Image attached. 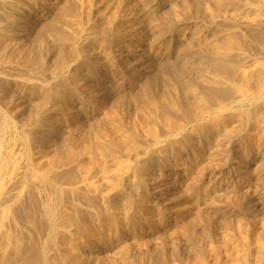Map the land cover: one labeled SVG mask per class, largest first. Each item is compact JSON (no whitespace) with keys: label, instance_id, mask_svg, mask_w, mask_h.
I'll use <instances>...</instances> for the list:
<instances>
[{"label":"rangeland","instance_id":"1","mask_svg":"<svg viewBox=\"0 0 264 264\" xmlns=\"http://www.w3.org/2000/svg\"><path fill=\"white\" fill-rule=\"evenodd\" d=\"M12 1H14V3ZM5 2L6 5L4 4ZM237 3L240 8L238 14H232L230 12L231 10L229 9H226V13H221L219 9L220 5L218 6L216 0L0 1V7L4 8L3 10L2 8L0 10L2 13H0V21L3 20L0 22V40H2L0 41V48L2 49L1 55L3 54L1 56L2 60L0 61V162L5 161L12 164L18 156V151L22 150L24 160H26L25 162L30 163L35 158H41L39 152L44 147L48 148L49 151L65 150L66 148L74 145V143L79 140V138H82L83 135H88L89 131H91V134L92 132L98 130L107 131L116 125H122L125 131L129 130L130 132V130H133L140 136L142 140L144 139V144H140L141 148L139 149V153L137 155L130 156V166L124 168V171H128L124 172L122 171L123 169H121L118 171L119 173L117 172L120 175V183L115 188L112 186V180L115 176H117V174H115V171H112L111 173H113V175L110 174L109 176L108 174L109 177L113 176L112 180L105 179L101 181V177L99 176L96 177L98 180L95 178L98 182V185H100L102 188H99L100 191L97 189L98 194L96 191H94V193L92 191V193L90 192V196H88V198L91 200V202L87 200V198L81 196L79 199L82 200L79 201L81 202L82 206H80L77 204L80 202H77L78 200H73L70 193H67L70 195V198L65 197V201L69 209L67 210V212L69 211L67 216L69 215L73 225L69 227L70 224H64V226L58 228L56 232L53 231L51 221H48V218H43L38 214L39 211L40 214L44 212L43 206L40 204L41 197L39 198L42 193L41 189L39 188L40 181L37 180V178H34L35 180L32 182L29 180V177H27L28 179L27 182H25L26 187L24 185L23 194L18 196L15 195L14 201L21 203L23 200L25 201L24 204L27 206L28 202L26 199H28V196H30L29 198L35 199L36 203L39 205L37 206L36 203H33L34 209L31 207L29 208V211L31 210L30 214L33 212V215H35L33 218L34 221L31 222V224L34 226L31 224L29 225L33 227L31 233L35 235L33 239L35 242L30 241L29 246L24 248L21 258L15 262L12 261L13 263L11 264H16L17 262L18 264H21L22 262V264H30L32 260L33 262H31V264H46V262L49 264H55V261L58 260L57 257H59L57 255L59 247L56 243H54L55 241L52 242V238L55 233L58 234V237L68 236V234H73L75 231L77 232L78 230L82 229V225L84 224L89 222L90 223L87 225L98 224L96 222L99 221L96 220L95 217L100 213L101 215L109 213V215H113L114 218L117 217L119 223L117 225L99 224L100 226L97 225L98 229L94 234L82 239L80 245L85 247V252H89L88 254L92 258L95 257V255L100 254L101 251H103L101 254H111L113 251V253H115V264H144L146 261L148 262L145 264H187V260L193 256H201V260H199L200 264H231V261L236 262L237 258H240L242 255L246 257V264L264 263V260H262L264 257L261 256L258 258V255H260V248L250 242L247 243V239H253L257 235L258 229L260 233H264V230L261 229L262 232L260 231V228L264 227V139L260 143H248L245 141V134L250 132L252 127L254 131L252 130L251 132L253 133L255 131H259V129H261L263 126V124L252 126V124L258 115L264 114V100L260 99L249 108H247L248 104L244 106L232 107L231 111H228L230 112L229 115L231 117L226 121L227 123L225 122L227 128L229 129L230 127L229 132H227V134H225V131L221 132L222 135H219V137L215 136L216 138L214 137L209 139L210 146L209 148H202L200 150L199 153L201 155L198 154L201 156L200 163L198 165L195 164V169L192 166L194 160L191 154V150L195 145V141L187 144L184 143L193 129L192 122L190 123L189 120L185 122V127L182 131H178V133L177 131H170L166 123L161 121L157 115H154V119L156 118L154 123H157L162 131H166L165 134L160 136L161 139L159 138L155 142H149V139L145 137L146 134L142 132L141 134L138 130L140 128L136 129L134 127L135 124L138 126L137 123L142 120L144 114L154 113L152 111L153 109L148 106H152L158 102L161 106L166 105L165 108L170 112H174L176 114L178 113V115H180L178 110L176 111L174 109L175 106L171 107L170 104L174 105L172 102L174 103V98H176V91L174 88L175 85H178V74L180 72L183 74L182 78L184 82L191 77L193 53L191 50L190 40L191 36L193 35L194 28L197 26L203 27L207 22L210 21H220L219 24L226 23L233 25L231 26L232 28H227L230 31L226 29V33L221 32L220 34H246V30L244 27H242V25L244 24V21H246L245 19L252 16L251 13L253 14L254 9L247 2V0H237ZM261 7L264 8V5ZM205 8L208 11H206ZM262 8L260 9L263 17L264 9ZM246 9L249 10L246 12ZM85 12H87V14ZM201 12H203L204 15ZM213 15H215V17ZM238 16L239 18H237ZM207 17H209V19ZM261 20L262 22L264 21L263 18ZM236 21L239 24H242L238 25V27L241 26V31L240 29H235L238 24ZM77 24L80 29H77ZM26 25L29 26L26 27ZM94 27L97 28L93 29ZM262 28H264V22L262 23V27L259 28L260 30L256 31H259L258 36L264 37V29ZM115 32H117V34L119 33L120 35H117ZM99 37H102L104 42L102 41V43H100L101 38ZM181 43L183 44L182 47ZM263 46L261 45L260 48H264ZM10 48L12 50H10ZM44 48L46 50H43ZM182 54L184 55L182 56ZM5 55H7V57ZM24 55L26 56V60ZM9 60H11L12 63ZM46 68L50 71L46 70ZM101 72H104V74ZM77 74H79V76ZM39 75L41 76V79H39ZM54 84H57V86H53ZM32 87H37V89L35 88L36 90L34 91ZM38 88L42 90H39ZM161 88L168 91L169 95L166 99L160 95V93H162ZM44 89L50 90L49 93L44 94ZM58 89H60L63 93L62 96L57 95L56 90ZM151 98L152 100H150ZM158 98L160 100H158ZM147 110H150V113H146ZM246 111H248V113ZM240 112H243L244 115H242ZM25 113H28V115ZM138 117L141 118L139 119ZM244 117L246 119H244ZM20 122H22V125H20ZM199 122L201 125H203L204 120H199ZM245 122L246 124H244ZM13 126H15V129L12 128ZM27 128H29V130L31 128V130L29 131ZM222 129L223 128H221V131H223ZM56 130L59 132H56ZM167 130L169 131L167 132ZM27 133L30 135V137L25 135ZM23 135H25L27 138L25 136L23 137ZM19 137L20 139H18ZM20 143H22V145ZM102 144L106 148L108 147L106 149L108 152L107 154L110 153L106 158L109 159L110 163H113V161L115 162L116 157L113 152L116 148H114L113 145H107L106 141H103ZM216 144H219L220 146L218 145V148H216ZM60 145H62L64 148ZM24 148H26V151ZM175 153L178 155L176 156ZM120 156L126 157L127 153H121ZM177 158H179V160ZM260 159H263V161L261 162ZM97 161L98 162L95 167H98L101 164V161ZM211 161L214 164H212ZM206 162H209L211 165L209 163L207 164ZM160 163L162 164L159 165ZM258 165L259 167L256 168ZM162 167L165 168L163 169ZM254 168L256 169V173L254 172ZM197 172L198 174H196ZM158 173H162L164 178H156ZM190 179H192V189H190V192L187 193L186 196L181 197L177 194L176 188L179 185L190 182ZM29 181L31 183H29ZM109 181L110 183H105ZM31 184H33V186ZM104 186L107 187V190H105L106 187ZM25 189H27L28 192ZM102 189L104 192H102ZM225 190H228L229 192L227 191L226 194ZM242 190L245 191L243 192ZM37 191H39V195ZM44 195L45 194H43V198ZM186 197L189 198L187 199ZM43 198L41 199L43 200ZM118 199H120V201ZM89 203H92L93 209H90L92 207L89 205ZM114 203H116V206H118V204L120 206L117 211H114L113 209L114 206L112 205H114ZM100 204L103 206V208ZM151 204L152 206H150ZM87 207L90 208L88 209ZM99 207L101 208V211L98 209ZM155 207L157 208L156 211L154 209ZM75 208L76 210H73ZM102 209H106V211H103ZM0 210V212H2V208H0ZM70 210L73 211L71 212ZM85 210H87V212ZM120 210L122 211L120 212ZM75 211H77L76 213H78V215L74 214ZM80 211H82L85 215ZM111 211L113 213H111ZM94 212L95 215H93ZM88 213L90 215H88ZM120 214L123 215L121 216ZM82 215L84 216V219ZM142 216L144 217V220ZM260 221L262 222V225L260 224ZM39 222L42 225L39 224ZM23 224L25 227L26 222ZM237 224L239 228L235 229ZM35 229H38V231ZM256 229L257 232L255 233L254 231H256ZM43 230L47 231L45 232ZM63 230H65V233ZM39 231L41 233L43 231V233L41 234ZM237 233L239 235H237ZM23 235L24 237H30L24 232ZM79 236L78 239H80ZM245 237L247 238L245 239ZM106 238H108V241L105 244L99 245V241ZM136 239L140 240L137 242ZM141 242L142 244L140 245ZM33 243L36 247H33ZM53 243L55 246L52 245ZM221 244H223L225 247ZM237 245L242 248L247 247L245 250L250 252L248 253L244 251V249L239 248ZM30 246L31 248L33 247V254L30 252ZM9 247L6 248V251L7 253L11 254L13 250L11 249L12 247ZM252 248L254 251L251 250ZM211 249L213 251L215 250L216 254L215 252L211 251ZM9 250H11V252H8ZM217 250L220 252H217ZM35 251H37V253H35ZM51 251L54 252L52 253ZM149 251L150 253H148ZM261 252L264 254L263 251ZM201 253H205L203 258ZM34 254L36 255L37 259L35 258ZM42 254L45 256L44 259L43 256L41 257ZM32 256L34 257L33 259ZM38 257L40 258L38 259ZM252 257L257 259L254 261ZM40 259H42L44 262ZM109 259L111 262V258ZM50 260H52V262ZM261 261L263 262L260 263ZM84 264L97 263L94 259H91ZM106 264H109L108 261Z\"/></svg>","mask_w":264,"mask_h":264},{"label":"bare ground","instance_id":"2","mask_svg":"<svg viewBox=\"0 0 264 264\" xmlns=\"http://www.w3.org/2000/svg\"><path fill=\"white\" fill-rule=\"evenodd\" d=\"M3 1V0H0ZM246 1V0H245ZM9 2V1H7ZM14 3V1H12ZM11 2V3H12ZM17 2V1H16ZM218 3V6L220 5V11L221 13L224 12L226 13V9L231 10L230 12L232 14H238L239 13V6L237 3V0H216ZM247 2L252 6L254 9L253 14L251 13L252 16L250 18L245 19L244 24H239L237 21V27L235 29H240L238 25H242L244 29L246 30V34L243 33V35H235L231 33H227L225 35L220 34L221 32H227L225 31L227 28H232V24H223L215 21H210L207 22L203 27L197 26L194 28L193 35L191 36L190 44H191V50L193 53V59H192V67H191V77L184 82L181 72L178 74V85H175V91H176V98H174V103L170 106H175L174 109L180 113H172L169 110L165 108V106H161L158 103L153 104L152 106L149 105L152 111L154 112L153 114H144L142 120L137 123L138 126L135 124V128L139 130L141 133H145L149 142L150 141H157L160 136L165 134V130L162 131L160 129V126L157 123H154V115H157L161 121H164L166 125L168 126V129L170 131H182L183 128L185 127V122L188 120L190 123H193V129L191 133L188 135V138L184 141V143H191L192 141H195L194 147H192V157L194 160V163L192 164L193 168L195 169V164L198 165L200 163V158L198 154H200V150L203 148H209L210 143L209 139L214 138L215 136L222 135L221 132L225 131V134L229 132V129L225 125V122L231 117L229 114L231 111V108L234 106H244L248 104L247 108L250 106L254 105L257 101L260 99L264 100V48H260V46L264 45V37L263 36H258L259 31L257 32L256 30H260L259 28L262 27V18L264 19V16L262 17V12L261 6L264 5V0H247ZM2 3V2H1ZM12 3V4H13ZM241 3V2H240ZM244 3V2H242ZM6 5V2L4 3ZM212 4V3H211ZM247 4V3H246ZM248 4V5H249ZM137 5V4H136ZM8 6V4H7ZM139 6V5H138ZM215 6V4H214ZM137 7V6H136ZM2 7H0L1 10ZM207 8V7H206ZM205 8V9H206ZM209 8V7H208ZM212 8V7H211ZM217 8V7H216ZM243 8V7H241ZM4 8H2L3 10ZM199 9V8H198ZM252 9V10H253ZM264 9V8H262ZM202 10V9H201ZM200 10V11H201ZM211 10V9H209ZM218 10V9H217ZM244 10V9H243ZM249 10V9H248ZM246 9V12L248 11ZM178 11V10H177ZM206 11H208L206 9ZM84 12V11H83ZM205 12V11H204ZM242 12V11H241ZM240 12V14H241ZM250 12V11H249ZM264 12V11H263ZM1 13V12H0ZM87 14V12H85ZM203 14V12H201ZM223 13V14H224ZM243 13V12H242ZM2 14V13H1ZM113 14V12H112ZM220 14V13H219ZM222 14V15H223ZM245 14V13H244ZM200 15V14H199ZM204 15V14H203ZM208 15V14H207ZM221 15V16H222ZM225 15V14H224ZM2 16V15H1ZM215 17V15H213ZM211 16V17H213ZM243 16V15H242ZM213 17V18H214ZM245 17V16H244ZM3 18V17H2ZM144 18V17H143ZM201 18V17H200ZM209 19V17H207ZM218 18V16H217ZM223 18V17H222ZM239 18V16L237 17ZM35 19V18H34ZM196 19V18H195ZM206 19V18H205ZM216 19V18H215ZM236 19V18H235ZM114 20V19H113ZM244 20V19H243ZM3 21V20H1ZM0 21V22H1ZM35 21V20H34ZM70 21V20H69ZM112 21V20H111ZM208 21V20H206ZM229 21V20H228ZM239 21V20H238ZM5 22V21H4ZM72 22V20H71ZM94 22V21H93ZM198 22V21H197ZM205 22V21H204ZM3 23V22H2ZM6 23V22H5ZM180 23V22H179ZM196 23V22H195ZM184 24V23H183ZM202 24V22H201ZM235 24V23H234ZM82 25V24H81ZM94 25V24H93ZM197 25V24H195ZM29 25H26V27ZM80 26V25H79ZM177 26V25H176ZM3 27V26H2ZM78 27V24H77ZM83 27V25H82ZM101 27V26H100ZM103 27V26H102ZM181 27V24H180ZM1 28V27H0ZM4 28V27H3ZM97 27H94L95 29ZM179 28V27H178ZM192 28V27H191ZM77 29H80L79 27ZM242 29V28H241ZM240 29V31H241ZM264 29V28H262ZM100 30V29H99ZM106 30V29H105ZM228 30V29H227ZM10 31V30H9ZM8 31V32H9ZM13 31V30H12ZM74 31V30H73ZM108 31V30H107ZM230 31V30H228ZM7 32V33H8ZM94 32V31H93ZM120 32V31H119ZM232 32V31H231ZM244 32V31H242ZM253 32V33H252ZM117 34V32H115ZM256 33V35H255ZM96 34V33H95ZM99 34V33H98ZM101 34V33H100ZM114 34V33H113ZM119 34V33H118ZM117 34V35H118ZM124 34V33H123ZM143 34V33H141ZM224 34V33H223ZM120 35V34H119ZM264 35V34H263ZM49 36V35H48ZM114 36V35H112ZM18 37V36H17ZM22 37V36H21ZM26 37V36H25ZM58 38V37H57ZM101 38L100 43H102L103 39ZM107 38V37H106ZM112 38V37H111ZM115 39V38H114ZM184 39V38H183ZM189 39V38H188ZM12 40V39H11ZM69 40V38H68ZM182 40V39H181ZM2 41V40H0ZM96 41V40H95ZM118 41V40H116ZM114 41V42H116ZM188 41V40H187ZM10 42V40H9ZM16 42V41H15ZM104 42V41H103ZM7 43V42H6ZM28 43V42H27ZM3 44V43H1ZM45 44V43H44ZM104 44V43H103ZM182 44V43H181ZM26 45V43H25ZM185 45V44H184ZM31 46V45H30ZM183 44L181 45V47ZM190 46V45H189ZM188 46V47H189ZM1 47V46H0ZM5 47V46H4ZM187 47V46H186ZM264 47V46H263ZM3 48V46H2ZM30 48V47H29ZM46 48V47H45ZM43 50H46V49ZM260 48V49H259ZM190 49V48H189ZM7 50V49H6ZM10 50H12L10 48ZM27 50V49H26ZM181 50V49H180ZM185 50V49H183ZM5 51V50H3ZM8 51V50H7ZM17 51V50H16ZM42 51V50H40ZM2 49L0 48V61L2 60V55H1ZM14 52V51H13ZM142 52V51H141ZM145 53V52H144ZM178 53V50H177ZM185 53V52H184ZM9 54V52H8ZM22 54V53H21ZM13 55V54H12ZM20 55V54H19ZM26 55V53H25ZM25 60H26V56ZM35 55V54H34ZM98 55V54H97ZM181 55V54H179ZM184 54H182L183 56ZM7 57V55H5ZM10 56V54H9ZM8 56V57H9ZM15 56V55H14ZM18 56V55H17ZM23 56V55H22ZM96 56V55H95ZM23 57V58H24ZM70 57V56H69ZM5 58V57H4ZM11 58V57H10ZM17 58V57H16ZM15 58V60H16ZM21 58V59H23ZM179 58V57H178ZM192 58V57H191ZM34 59V58H33ZM38 59V58H37ZM141 59V58H140ZM144 59V58H143ZM150 59V58H148ZM14 60V61H15ZM20 60V59H19ZM181 60V58H180ZM183 60V59H182ZM11 61V60H9ZM21 61V60H20ZM29 61V60H28ZM34 61V60H32ZM64 61V60H63ZM99 61V60H98ZM19 62V61H18ZM95 62V61H94ZM178 62V61H176ZM175 62V63H176ZM190 62V61H189ZM8 63V62H7ZM10 63V62H9ZM12 63V61H11ZM20 63V62H19ZM44 63V62H43ZM19 65L18 63H16ZM25 64V63H24ZM33 64V63H32ZM37 64V63H34ZM42 64V63H41ZM143 64V63H142ZM181 64V63H180ZM191 64V63H190ZM189 64V65H190ZM31 65V61H30ZM63 65V64H62ZM97 65V64H96ZM22 66V64H21ZM37 66V65H35ZM188 66V65H187ZM40 67V66H38ZM27 68V67H26ZM50 68V67H49ZM189 68V67H188ZM24 69V68H23ZM28 69V68H27ZM38 69V68H37ZM186 69V68H185ZM190 69V68H189ZM18 70V69H17ZM33 70V69H32ZM46 70L50 71L49 69L46 68ZM25 71V69H24ZM27 71V70H26ZM45 71V70H43ZM42 71V72H43ZM55 71V69H54ZM101 71V70H100ZM41 72V73H42ZM53 72V71H52ZM186 72V71H185ZM40 73V74H41ZM44 73V72H43ZM54 73V72H53ZM104 74V72H101ZM18 74V73H17ZM21 74V73H20ZM35 74V72H34ZM38 74V72H37ZM45 74V73H44ZM79 76V74H77ZM173 75V74H172ZM188 75V73H187ZM29 76V74H28ZM47 76V75H46ZM54 76V75H53ZM83 76V74H82ZM39 79H41V76L39 75ZM49 77V76H48ZM57 77V76H56ZM99 77V76H98ZM186 77V76H185ZM101 78V76H100ZM176 78V77H175ZM177 78V79H178ZM29 79V78H28ZM64 79V78H63ZM43 80V79H42ZM48 80V79H46ZM52 80V79H50ZM76 80V79H75ZM40 81V80H39ZM44 81V80H43ZM54 82V81H52ZM29 83V82H28ZM40 84V83H39ZM58 84V83H57ZM57 84L53 86H57ZM171 84V83H170ZM175 84V83H174ZM29 85V84H28ZM64 85V84H62ZM49 86V85H48ZM159 86V85H158ZM162 86V85H161ZM168 86V85H167ZM40 87V86H39ZM37 89V87H32L34 91ZM50 88V87H48ZM55 88V87H54ZM104 88V87H103ZM156 88V87H155ZM39 90H42L38 88ZM111 89V88H110ZM172 89V90H174ZM53 90V89H52ZM51 90V92H52ZM144 90V89H143ZM162 90V93L160 95L166 99L168 97V91ZM50 90H43L44 94H48ZM154 91V90H153ZM159 91V90H158ZM96 92V91H95ZM161 92V91H160ZM56 93L58 96H62L63 93L61 92L60 89L56 90ZM55 94V93H54ZM70 94V93H69ZM158 94V93H157ZM11 95V94H10ZM174 95V94H173ZM2 96V95H1ZM41 96V95H40ZM108 96V95H107ZM69 97V96H68ZM136 97V95H135ZM142 97V96H141ZM109 98V97H108ZM156 98V97H155ZM171 98V97H169ZM9 99V98H8ZM146 99V98H145ZM152 100V98L150 99ZM155 100V99H154ZM158 100H160L158 98ZM157 100V101H158ZM169 100V99H168ZM171 101V100H170ZM169 101V102H170ZM97 102V101H96ZM100 102V101H99ZM104 102V100H103ZM163 102V101H162ZM263 102V101H262ZM261 103V102H260ZM3 104V103H2ZM149 104V103H148ZM257 105V104H256ZM98 106V105H97ZM95 106V107H97ZM94 107V108H95ZM255 107V106H254ZM260 107V105H259ZM93 108V107H92ZM99 108V107H98ZM238 108V107H236ZM150 109V110H151ZM170 109V108H169ZM240 109V108H239ZM244 109V108H243ZM261 109V108H260ZM69 110V109H68ZM150 110H147L146 113H150ZM234 110V109H233ZM252 110V109H251ZM256 110V109H255ZM71 111V110H70ZM239 111V110H238ZM242 111V110H241ZM259 111V110H258ZM74 112V111H73ZM72 112V113H73ZM248 113V111H246ZM256 112V111H255ZM261 112V111H259ZM263 112V111H262ZM243 114V112H240ZM251 113V112H250ZM264 113V112H263ZM28 115V113H25ZM234 114V112H233ZM256 114V113H255ZM254 114V115H255ZM70 115V114H69ZM134 115V114H133ZM132 115V116H133ZM141 115V114H140ZM235 115V114H234ZM250 115V114H249ZM20 116V115H19ZM117 117V115L115 114ZM248 116V115H247ZM253 116V115H251ZM134 117V116H133ZM142 117V116H141ZM140 117V118H141ZM237 117V116H236ZM61 118V117H60ZM132 118V117H131ZM139 118V117H138ZM139 118V119H140ZM233 118V117H232ZM231 118V119H232ZM239 118V117H238ZM249 118V117H248ZM247 118V119H248ZM251 118V117H250ZM38 119V118H37ZM244 119H246L244 117ZM16 120V119H15ZM127 120V118H126ZM199 120H204L203 125L199 122ZM241 120V119H240ZM18 121V120H17ZM35 121V120H34ZM33 121V122H34ZM37 121V120H36ZM157 121V120H156ZM133 122V119H132ZM12 123V122H11ZM17 123V122H16ZM56 123V122H55ZM59 123V121H58ZM102 123V122H101ZM227 123V122H226ZM43 124V123H42ZM95 124V123H94ZM162 124V123H161ZM246 124V122L244 123ZM262 125L261 129L259 131L251 132L253 130V127L251 128V131L245 134V141L248 143H260L264 139V114L258 115L255 120L253 121L252 126L254 125ZM8 125V124H7ZM17 125V124H16ZM15 125V126H16ZM20 125H22V122H20ZM25 125V124H24ZM30 125V124H29ZM33 125V124H32ZM109 125V122H108ZM229 125V124H228ZM5 126V125H4ZM13 126L12 128H14ZM95 126V125H94ZM111 126V125H110ZM109 126V127H110ZM129 126V125H128ZM247 126V125H246ZM258 126V125H257ZM1 127V125H0ZM77 127V126H76ZM97 127V126H96ZM237 127V126H236ZM235 127V129H236ZM89 128V127H88ZM111 128V127H110ZM130 128V127H129ZM221 128H223L221 131ZM260 128V127H259ZM15 129V128H14ZM19 129V128H18ZM29 130V128H27ZM96 129V128H94ZM132 129V128H131ZM135 129V130H136ZM167 129V127H166ZM234 129V130H235ZM249 129V128H248ZM5 130V129H4ZM21 130V129H20ZM31 130V128H30ZM29 130V131H30ZM88 130V129H87ZM167 130V132L169 131ZM58 130H56L57 132ZM254 131V130H253ZM3 132V131H2ZM23 132V131H22ZM28 132V131H27ZM35 132V131H34ZM55 132V131H54ZM59 132V131H58ZM18 133V132H17ZM16 133V134H17ZM21 133V132H19ZM30 133V132H29ZM80 133V132H79ZM88 133V132H87ZM141 133V134H142ZM179 133V132H178ZM234 133V131H233ZM2 134V133H1ZM78 134V133H77ZM83 134V133H81ZM27 137H30V135L27 133L25 134ZM23 135V137L25 136ZM29 135V136H28ZM90 135V136H88ZM88 135H83L82 138H79L74 145L71 147L66 148L65 150L61 151H49L48 148L44 147L39 153L41 158L39 159H33L32 162L26 163L24 160V155L22 153V150L18 151V156L14 160V162L11 164L9 162L1 161L0 162V208H2V212H0V233H1V239H0V264H11L15 262L16 260L21 258V255L24 252V248L29 246L30 241H34L35 235L31 233L33 230V227L29 226L31 222H33V218L35 215L30 214L29 208H33L34 204L36 203L35 199H30L28 196L27 206L24 204L25 201L22 200L21 203L15 202V195H22L24 191V185L27 182V177H29V180L32 182L35 180L34 178H37L39 180V188L41 189V195L39 198H44L43 200L40 198L41 205L43 206L44 212L40 214L39 211V216L43 218H48V221H51V225L53 226V231L56 232L58 228L64 226V224H70L73 225L71 219L69 218V215L67 216L68 212V205L66 204V198H71L73 200H78L77 202H80L81 200L79 199L81 196L87 198L91 202V200L88 198L90 196V192L92 191H100L99 188H102L100 185H98L97 178L96 177H101V181L108 179L112 180V177H109L112 171H115V174L117 176L114 177L112 180V186L115 188L119 183H120V175L118 174L121 169L124 171V168H127L129 165V160L131 155H137L139 153V149L141 148L140 144H144V139L142 140L140 136L134 132L133 130L129 132V130H124V127L122 125L118 126H113L112 129L105 130V131H95L92 132L89 131ZM168 135V134H167ZM171 135V134H170ZM25 136V137H26ZM34 136V135H32ZM174 136V134H173ZM176 136V135H175ZM227 136V135H225ZM22 137V138H23ZM26 137V138H27ZM144 137V136H143ZM1 138V137H0ZM52 138V137H51ZM56 138V137H55ZM216 138V137H215ZM20 139V137L18 138ZM43 139V138H42ZM161 139V138H160ZM185 139V138H184ZM25 140V139H24ZM33 140V139H31ZM30 140V141H31ZM106 141L107 145H113L115 151L113 152L116 157V161L111 164L109 162V159H107V154L108 152L106 151V148L102 142ZM178 140V139H177ZM229 140V139H228ZM54 141V140H53ZM224 141V140H223ZM2 142V140H1ZM22 142V141H20ZM55 142V141H54ZM53 142V143H54ZM148 142V143H149ZM153 142V144H154ZM181 142V141H180ZM215 142V141H214ZM217 142V140H216ZM227 142V141H226ZM56 143V142H55ZM58 143V141H57ZM158 143V142H157ZM234 143V142H233ZM236 143V142H235ZM241 143V142H240ZM247 143V144H248ZM22 145V143H20ZM45 144V143H44ZM178 144V143H177ZM223 144V143H222ZM243 144V143H242ZM32 145V144H31ZM182 145V144H181ZM219 145V144H218ZM217 144L215 145L216 148H218ZM34 146V145H33ZM49 146V145H48ZM62 146V145H60ZM68 146V145H67ZM220 146V145H219ZM249 146V145H248ZM251 146V145H250ZM28 147V146H27ZM32 147V146H31ZM36 147V146H35ZM63 147V146H62ZM229 147V146H228ZM52 148V147H51ZM64 148V147H63ZM177 148V147H176ZM181 148V147H180ZM214 148V147H213ZM222 148V147H220ZM235 148V147H234ZM255 148V147H254ZM258 148V147H257ZM26 151V148H24ZM23 149V150H24ZM28 149V148H27ZM61 149V147H60ZM179 149V148H178ZM184 149V148H183ZM182 149V151H183ZM242 149V148H240ZM1 150V149H0ZM32 150V149H31ZM212 150V148H211ZM210 150V151H211ZM216 150V149H213ZM236 150V149H235ZM29 151V150H28ZM1 152V151H0ZM181 152V151H180ZM204 152V150H203ZM236 152V151H235ZM32 153V152H31ZM121 153H127L126 157L120 156ZM187 153V152H185ZM212 153V152H211ZM218 153V152H217ZM221 153V152H220ZM36 154V153H35ZM209 154V153H208ZM245 154V153H244ZM176 155V153H175ZM178 155V154H177ZM176 155V156H177ZM201 155V154H200ZM207 155V154H206ZM225 155V154H224ZM162 156V155H161ZM182 156V154H181ZM187 156V155H186ZM203 156V155H202ZM215 156V155H214ZM213 156V157H214ZM219 156V155H218ZM247 156V155H246ZM245 156V157H246ZM180 157V156H179ZM204 157V156H203ZM33 158V157H32ZM31 158V159H32ZM110 158V156H109ZM113 158V157H111ZM162 158V157H161ZM176 158V157H175ZM187 158V157H186ZM222 158V156H221ZM261 158V157H260ZM179 160V158H177ZM188 159V158H187ZM241 159V158H240ZM264 159V158H263ZM261 160V162L263 161ZM97 160L101 161L100 166L95 167L97 164ZM162 160V159H161ZM172 160V159H171ZM176 160V159H175ZM208 160V157H207ZM112 161V160H111ZM157 162V161H156ZM163 162V161H162ZM187 162V161H186ZM210 162V161H209ZM208 162V163H209ZM216 162V161H215ZM259 162V161H258ZM189 163V162H188ZM203 163V162H202ZM207 163V162H206ZM207 163V164H208ZM212 163V161H211ZM260 163V162H259ZM160 163L159 165H161ZM177 164V163H176ZM182 164V163H181ZM210 164V163H209ZM214 164V163H212ZM261 164V163H260ZM132 165V163H131ZM190 165V164H189ZM211 165V164H210ZM257 165V164H256ZM115 166V168H114ZM177 166V165H176ZM213 166V165H212ZM157 167V166H156ZM166 167V166H165ZM164 167V168H165ZM189 167V166H188ZM207 167V166H203ZM209 167V166H208ZM256 167V166H255ZM259 165L256 167L258 168ZM145 168V167H144ZM152 168V166H151ZM163 168V167H162ZM163 168V169H164ZM201 168V167H200ZM180 169V168H179ZM182 169V168H181ZM192 169V168H191ZM250 169V168H249ZM263 169V168H262ZM172 170V169H171ZM185 170V169H184ZM209 170V168H208ZM121 171V173H122ZM128 170L124 171L127 172ZM159 171V170H158ZM170 171V170H169ZM242 171V170H241ZM118 172V173H117ZM192 172V170H191ZM205 172V170H204ZM247 172V171H246ZM254 172L256 173V169L254 168ZM169 173V172H168ZM177 173V172H176ZM175 173V174H176ZM200 173V172H199ZM213 173V172H212ZM254 173V174H255ZM109 174V176H108ZM171 174V173H170ZM198 174V172L196 173ZM202 174V173H201ZM240 174V173H239ZM245 174V173H244ZM248 174V173H247ZM260 174V173H259ZM258 174V175H259ZM123 175V174H121ZM154 175V174H152ZM158 176L156 178L163 179L164 175L162 173H158ZM173 175V174H172ZM186 175V174H185ZM184 175V176H185ZM189 175V173H188ZM187 175V176H188ZM251 175V174H250ZM103 176V177H102ZM169 176V175H168ZM211 176V175H210ZM213 176V174H212ZM247 176V175H246ZM123 177V176H122ZM167 177V176H166ZM190 177V176H189ZM259 177V176H258ZM33 180H32V179ZM97 180H96V179ZM111 178V179H110ZM144 178V177H143ZM151 178V177H150ZM169 178V177H168ZM193 178V174H192ZM254 178V177H253ZM167 179V178H166ZM174 179V178H173ZM198 179V178H196ZM200 179V178H199ZM107 180V181H108ZM201 180V179H200ZM246 180V179H244ZM257 180V179H256ZM100 181V178H99ZM154 181V180H153ZM159 181V180H158ZM165 181V180H164ZM182 181V180H181ZM191 181L190 182L184 183L183 185H179L176 188V192L178 195L181 197H184L187 195V193L190 192L191 188ZM197 181V180H196ZM38 182V181H37ZM199 182V181H198ZM237 182V181H236ZM29 183H31L29 181ZM103 183V182H102ZM105 183H110L105 182ZM158 183V182H157ZM167 183V180H166ZM179 183V182H178ZM202 183V182H201ZM200 183V185H201ZM233 183V182H232ZM34 184V183H33ZM33 184H31L33 186ZM37 184V183H36ZM164 184V183H163ZM172 184V183H171ZM194 184V183H193ZM198 184V183H197ZM238 184V183H237ZM252 184V183H251ZM29 185V184H28ZM30 185V186H31ZM105 185V184H104ZM165 185V184H164ZM168 185V183H167ZM170 185V184H169ZM174 185V183H173ZM196 185V184H195ZM194 185V186H195ZM228 185V183H227ZM235 185V184H234ZM37 186V185H35ZM34 186V187H35ZM44 186V187H43ZM100 186V187H99ZM183 186V187H181ZM193 186V185H192ZM26 187V185H25ZM33 187V188H34ZM106 187V186H104ZM153 187V186H152ZM151 187V188H152ZM238 187V186H237ZM37 188V187H36ZM154 188V187H153ZM160 188V186H159ZM197 188V187H196ZM195 188V189H196ZM239 188V187H238ZM28 189V188H27ZM25 189V190H27ZM98 189V190H97ZM194 189V190H195ZM232 189V188H229ZM31 190V189H30ZM107 190V187L106 189ZM221 190V189H220ZM248 190V189H247ZM34 191V190H33ZM149 191V189H148ZM163 191V190H162ZM168 191V190H167ZM166 191V192H167ZM228 191V190H227ZM227 191L225 190L226 194ZM243 191V190H242ZM245 191V190H244ZM243 191V192H244ZM28 192V190H27ZM26 192V194H27ZM35 192V191H34ZM38 195H39V191ZM91 192V193H92ZM95 192V193H96ZM102 192L104 190L102 189ZM145 192V191H144ZM158 192V191H157ZM171 192V190H170ZM195 192V191H194ZM229 192V191H228ZM231 192V191H230ZM233 192V191H232ZM67 193H70L67 194ZM149 193V192H148ZM172 193V192H171ZM234 193V192H233ZM98 194V192H97ZM96 194V195H97ZM104 194V193H102ZM154 194V193H153ZM229 194V193H228ZM245 194V193H243ZM242 194V195H243ZM37 195V194H36ZM173 195V194H172ZM177 195V196H178ZM230 195V194H229ZM238 195V194H236ZM25 196V195H24ZM33 196V195H32ZM93 196V195H92ZM167 196V195H166ZM235 196V195H234ZM241 196V195H239ZM237 196V197H239ZM248 196V195H247ZM36 197V196H34ZM160 197V196H159ZM171 197V196H170ZM179 197V196H178ZM100 198V197H99ZM141 198V197H140ZM156 198V197H155ZM161 198V197H160ZM174 198V197H173ZM172 198V199H173ZM187 198V197H186ZM189 198V197H188ZM187 198V199H188ZM236 198V197H235ZM255 198V197H254ZM105 199V198H104ZM165 199V198H164ZM175 199V198H174ZM183 199V198H181ZM80 200V201H79ZM120 201V199H118ZM156 200V199H155ZM87 201V202H89ZM153 201V200H152ZM164 201V200H163ZM69 202V201H68ZM86 202V201H85ZM98 202V201H97ZM118 202V201H117ZM140 202V201H139ZM147 202V201H146ZM162 202V201H161ZM34 203V204H33ZM39 203V202H38ZM72 203V202H71ZM101 203V202H100ZM105 203V202H104ZM108 203V202H107ZM112 203V202H111ZM126 203V202H125ZM37 204V203H36ZM78 205H81L80 203H77ZM96 204V203H95ZM102 204V203H101ZM100 204V205H101ZM114 203V211H117L119 209V204L118 206L115 205ZM122 204V202H121ZM147 204V203H146ZM72 205V204H71ZM75 205V203H74ZM86 205V204H85ZM88 205V204H87ZM89 205L92 207H87L88 209H93L92 203H89ZM88 205V206H89ZM97 205V204H96ZM103 205V204H102ZM101 207L103 208V206ZM111 205V204H109ZM126 205V204H125ZM137 205V204H136ZM154 205V204H153ZM162 205V204H161ZM179 205V204H178ZM36 206V205H35ZM37 206H39L37 204ZM70 206V205H69ZM84 206V205H83ZM133 206V205H132ZM138 206V205H137ZM152 206V204L150 205ZM156 206V205H155ZM72 207V206H71ZM75 207V206H74ZM85 207V206H84ZM107 207V206H106ZM129 207V206H128ZM162 207V206H161ZM200 207V206H199ZM73 208V207H72ZM77 208V207H76ZM73 209V210H76ZM80 208V207H79ZM97 208V207H96ZM105 208V207H104ZM199 209L198 207H196ZM258 208V207H257ZM34 209V208H33ZM36 209V208H35ZM40 209V208H39ZM98 209L101 208L99 207ZM111 209V208H110ZM155 211L157 208H154ZM260 209V208H259ZM72 210V211H73ZM78 210V209H77ZM95 210V209H94ZM97 210V209H96ZM103 210V209H102ZM108 210V209H107ZM125 210V209H124ZM123 210V211H124ZM1 211V210H0ZM6 215H5V213ZM71 211V210H70ZM71 211V212H72ZM87 212V210H85ZM103 211H106L104 209ZM122 210H120L121 212ZM133 211V210H132ZM70 212V213H71ZM77 211H75L74 214ZM82 212V211H80ZM93 212V211H92ZM258 212V211H257ZM36 213V212H35ZM83 213V212H82ZM111 213H113L111 211ZM126 213V212H125ZM149 213V212H148ZM176 213V212H175ZM174 213V214H175ZM264 213V212H263ZM84 214V213H83ZM93 214V213H92ZM97 214V213H96ZM104 214V213H103ZM133 214V213H132ZM257 214V213H256ZM23 215V216H22ZM44 215V216H42ZM81 215V214H80ZM85 215V214H84ZM88 215H90L88 213ZM95 215V212L94 214ZM92 215V216H93ZM121 215V214H120ZM123 215V214H122ZM121 215V216H122ZM154 215V214H152ZM83 216V215H82ZM81 216V217H82ZM174 216V215H173ZM256 216V215H255ZM72 217V216H70ZM77 217V216H76ZM80 217V216H79ZM87 217V216H86ZM131 217V216H130ZM150 217V216H149ZM163 217V216H161ZM177 217V216H176ZM259 217V214H258ZM262 217V216H261ZM42 218V219H43ZM74 218V217H73ZM92 218V217H91ZM125 218V217H124ZM129 218V217H128ZM143 220L144 217L142 216ZM38 219V216H37ZM41 219V218H40ZM84 219V216H83ZM86 219V218H85ZM96 220L99 222H96L98 224H91L87 225L84 224L82 225V229L78 230L77 232L73 234H68V236H62L58 237V234L55 233V235L52 238V242L55 241L59 247L58 250V260L55 261V264H84L87 263L89 260L94 259L97 264H106L107 261L109 264H115V253L111 254H101L103 251H101L100 254L95 255V257H91L88 253L85 252V247L80 245L81 241L83 238H87L88 236L94 234L98 227L100 226L99 224H104V225H117L119 220L117 217H113V215H109V213H105L104 215H101V213L96 215L95 217ZM161 219V218H160ZM163 219V218H162ZM165 219V218H164ZM167 219V218H166ZM78 220V219H77ZM90 220V219H89ZM94 220V221H96ZM254 220V219H253ZM261 220V219H260ZM39 221V220H38ZM36 221V222H38ZM44 221V219H43ZM79 221V220H78ZM259 221V220H258ZM262 221V220H261ZM260 221V222H261ZM7 222V226H6ZM24 222H26V225L24 227ZM41 222V220H40ZM39 222V224H41ZM46 222V220H45ZM66 222V223H65ZM255 222V221H254ZM138 223V222H137ZM157 223V222H156ZM155 223V224H156ZM161 223V222H160ZM163 223V222H162ZM252 223V222H251ZM36 224V223H35ZM126 224V223H125ZM193 225L192 223H190ZM243 224V223H242ZM262 225V222L260 223ZM259 224V225H260ZM32 225V224H31ZM42 225V224H41ZM44 225V223H43ZM50 225V226H51ZM161 225V224H160ZM188 225V224H187ZM190 225V226H191ZM29 226V227H28ZM34 226V225H32ZM37 226V225H36ZM124 226V225H123ZM163 226V225H162ZM243 226V225H242ZM249 226V225H248ZM41 227V226H40ZM48 227V226H47ZM80 227V226H79ZM114 227V226H113ZM158 227V224H157ZM227 227V225H226ZM229 227V226H228ZM241 227V226H240ZM246 227V226H244ZM255 227V226H254ZM35 228V227H34ZM37 228V227H36ZM66 228V227H64ZM107 228V227H106ZM191 228V227H190ZM239 228L238 224L235 229ZM252 228V227H251ZM259 228V227H258ZM257 228V229H258ZM41 229V228H40ZM45 229V227H44ZM47 229V228H46ZM71 229V228H68ZM76 229V227H75ZM100 229V228H99ZM157 229V228H156ZM180 229V228H179ZM247 229V228H246ZM254 231L255 233L257 232ZM264 230V227L260 228V231ZM38 231V229H35ZM42 230V229H41ZM67 230V229H66ZM73 230V229H72ZM77 230V229H76ZM114 230V228H113ZM148 230V229H147ZM248 230V229H247ZM47 231V230H43ZM42 231V233H43ZM65 230H63L64 232ZM111 231V229H110ZM127 231V230H126ZM125 231V232H126ZM139 231V230H138ZM154 231V230H153ZM152 231V232H153ZM169 231V230H168ZM228 231V230H227ZM238 231V230H237ZM24 233H27L30 237H24ZM35 232V231H34ZM40 232V231H39ZM69 232V231H68ZM73 232V231H72ZM115 232V231H114ZM142 232V231H141ZM150 232V231H148ZM246 232V231H245ZM250 232V231H249ZM264 232V231H263ZM31 233V234H30ZM36 233V232H35ZM38 233V232H37ZM41 233V232H40ZM39 233V234H40ZM41 233V234H42ZM65 233V232H64ZM104 233V232H103ZM113 233V232H111ZM134 233V232H133ZM132 233V234H133ZM165 233V232H164ZM239 233V231H238ZM237 233V235H239ZM252 233V232H251ZM254 233V234H255ZM146 234V233H145ZM167 234V233H166ZM46 235V234H45ZM80 235V236H79ZM98 235V234H97ZM159 235V234H158ZM231 235V234H230ZM234 235V234H233ZM241 235V234H240ZM256 235V234H255ZM51 236V237H52ZM78 236L80 239H78ZM106 236V234H105ZM125 236V235H124ZM139 236V235H138ZM162 236V235H161ZM168 236V235H167ZM243 236V235H241ZM240 236V237H241ZM147 237V236H146ZM224 237V236H223ZM222 237V238H223ZM92 238V237H91ZM109 238V237H108ZM108 238L102 239L99 241V245L105 244L108 241ZM113 238V237H112ZM128 238V237H127ZM144 238V237H143ZM157 238V237H156ZM231 238V237H230ZM247 237H245L246 239ZM132 239V238H131ZM142 239V238H141ZM145 239V238H144ZM149 239V238H148ZM226 239V238H225ZM224 239V240H225ZM242 239V238H241ZM51 240V239H50ZM116 240V239H115ZM140 240V239H139ZM139 240L136 239L138 242ZM222 240V239H221ZM228 240V239H227ZM243 240V239H242ZM43 241V240H42ZM49 241V240H48ZM132 241V240H131ZM153 241V240H152ZM236 241V240H235ZM247 243H252L258 248H260L261 251L264 252V233H260L259 229L257 232V235L251 239H247ZM35 242V241H34ZM51 242V241H50ZM49 242V243H50ZM98 242V241H97ZM129 242V241H128ZM136 242V243H137ZM220 242V241H219ZM224 242V241H223ZM222 242V243H223ZM231 242V241H230ZM243 242V241H242ZM246 242V241H245ZM54 243L52 245H54ZM111 243V242H110ZM121 243V241H120ZM227 243V242H226ZM234 243V242H233ZM244 243V242H243ZM47 244V243H46ZM142 242L140 243V245ZM229 244V243H228ZM51 245V244H50ZM120 245V244H119ZM152 245V244H151ZM213 245V244H211ZM223 245V244H221ZM230 245V244H229ZM233 245V244H232ZM248 245V244H247ZM12 247L11 249L13 250L12 253H7L6 248L7 247ZM39 246V245H38ZM46 246V245H45ZM55 246V245H54ZM93 246V245H92ZM113 246V245H111ZM136 246V245H135ZM138 246V245H137ZM153 246V245H152ZM220 246V244H219ZM224 246V245H223ZM222 246V247H223ZM234 246V245H233ZM238 246V245H237ZM236 246V247H237ZM242 246V245H241ZM252 246V245H251ZM9 247V248H10ZM33 247H36L33 243ZM33 247L31 248V253L33 254ZM50 247V246H49ZM52 247V246H51ZM94 247V246H93ZM109 247V246H108ZM144 247V245H143ZM211 247V246H209ZM225 247V246H224ZM229 247V246H228ZM232 247V246H231ZM239 247V246H238ZM38 248V247H37ZM48 248V247H47ZM135 248V247H134ZM133 248V249H134ZM153 248V247H151ZM242 248V247H239ZM247 248V247H245ZM245 248H242L245 250ZM250 248V247H249ZM254 248V247H253ZM253 248L251 250H253ZM56 249V248H55ZM104 249V248H103ZM106 249V248H105ZM108 249V248H107ZM116 249V248H115ZM143 249V248H141ZM214 249V247H213ZM222 249V248H221ZM234 249V248H233ZM27 250V249H26ZM25 250V251H26ZM38 250V249H35ZM47 250V249H46ZM51 250V249H49ZM48 250V251H49ZM57 250V249H56ZM87 250V249H86ZM102 250V249H101ZM138 250V249H137ZM153 250V249H152ZM226 250V249H225ZM230 250V249H229ZM236 250V249H235ZM257 250V249H256ZM260 252V255H258V258L261 256L264 257V254ZM160 251V250H159ZM163 251V250H162ZM194 251V250H192ZM196 251V250H195ZM211 251H213L211 249ZM210 251V252H211ZM254 251V250H253ZM8 252H11L9 250ZM29 252V251H28ZM52 253L54 251H51ZM95 252V251H94ZM110 252V251H109ZM153 252V251H152ZM213 252L216 251L214 250ZM212 252V253H213ZM217 252H220L217 250ZM230 252V251H229ZM235 252V251H233ZM241 252V251H240ZM248 252V251H246ZM250 252V251H249ZM248 252V253H249ZM27 253V252H26ZM37 253V251H35ZM57 253V252H55ZM150 253V251L148 252ZM159 253V252H157ZM238 254V252L236 251ZM253 253V252H252ZM94 254V253H93ZM119 254V253H118ZM153 254V253H152ZM192 254V253H191ZM197 254V253H196ZM202 258L204 257L205 253H201ZM200 254V255H201ZM235 254V253H234ZM247 254V253H246ZM258 254V253H257ZM27 255V254H26ZM30 255V254H29ZM124 255V254H123ZM122 255V256H123ZM141 255V254H140ZM149 255V254H148ZM213 255V254H212ZM35 258L36 255L34 254ZM38 256V255H37ZM40 256V255H39ZM43 254L41 255V257ZM144 256V255H143ZM187 256V255H186ZM185 256V257H186ZM210 256V254H209ZM235 256V255H234ZM252 256V254H251ZM48 257V256H47ZM117 257V256H116ZM124 257V256H123ZM140 257V256H139ZM191 257V255H190ZM250 257V256H249ZM31 258V257H30ZM34 257L32 256V259ZM40 257H38L39 259ZM45 256H43V259ZM53 258V257H52ZM111 258V262L110 259ZM136 258V257H135ZM134 258V260H135ZM201 256H193L190 259L187 260V264H200L199 260ZM245 256L242 255L240 258H237L236 262H232L231 264H246ZM253 258V257H252ZM37 259V258H36ZM109 259V260H108ZM120 259V257H119ZM141 259V258H140ZM148 259V258H147ZM251 259V257H250ZM257 259V258H256ZM256 259L253 258L255 261ZM28 260V259H27ZM26 260V262H27ZM31 260V259H30ZM42 260V259H40ZM149 260V259H148ZM252 260V259H251ZM264 260V259H262ZM13 261V262H12ZM22 261V260H21ZM20 261V262H21ZM24 261V259H23ZM35 261V260H34ZM43 261V260H42ZM41 261V262H42ZM49 261V260H48ZM52 262V260H50ZM54 261V260H53ZM19 262V263H20ZM30 262V261H29ZM33 262V260L31 261ZM30 262V264H31ZM44 262V261H43ZM42 262V263H43ZM118 262V261H117ZM140 262V261H139ZM148 262V261H146ZM145 262V263H146ZM203 262V261H202ZM257 262V261H256ZM261 261L260 263H262ZM23 263V262H22ZM21 263V264H22ZM25 263V262H24ZM39 263V262H38ZM93 263V262H92ZM120 263V262H119ZM144 263V264H145ZM205 263V262H204ZM255 263V262H254ZM18 264V262L16 263ZM26 264V263H25ZM28 264V263H27ZM35 264V263H34ZM44 264V263H43ZM46 264H49L46 262ZM149 264V263H147ZM158 264V263H157ZM183 264V263H181ZM251 264V263H250ZM259 264V263H258ZM264 264V263H263Z\"/></svg>","mask_w":264,"mask_h":264}]
</instances>
